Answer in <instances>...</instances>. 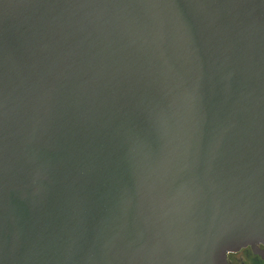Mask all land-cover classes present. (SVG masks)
<instances>
[{
    "label": "water",
    "instance_id": "water-1",
    "mask_svg": "<svg viewBox=\"0 0 264 264\" xmlns=\"http://www.w3.org/2000/svg\"><path fill=\"white\" fill-rule=\"evenodd\" d=\"M0 264H264V0H0Z\"/></svg>",
    "mask_w": 264,
    "mask_h": 264
}]
</instances>
